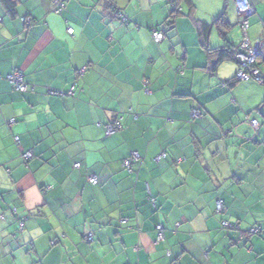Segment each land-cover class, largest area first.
Returning a JSON list of instances; mask_svg holds the SVG:
<instances>
[{"label":"crops","instance_id":"0c3cea01","mask_svg":"<svg viewBox=\"0 0 264 264\" xmlns=\"http://www.w3.org/2000/svg\"><path fill=\"white\" fill-rule=\"evenodd\" d=\"M12 1L14 16L0 0V264H264V84L236 81L196 28L211 53L262 41L264 0L246 33L231 2L202 18L199 0H178L172 20L169 0H63L60 14L55 0ZM257 67L264 77V55ZM16 71L26 93L6 81Z\"/></svg>","mask_w":264,"mask_h":264},{"label":"built area","instance_id":"2783aa9c","mask_svg":"<svg viewBox=\"0 0 264 264\" xmlns=\"http://www.w3.org/2000/svg\"><path fill=\"white\" fill-rule=\"evenodd\" d=\"M171 5V16L172 18L175 15H178L181 12V9L177 6V0H169L168 2ZM236 12L238 15L242 16V20L239 23V26L243 33H246L249 22L248 17L253 14L255 8L254 3L252 0H234ZM55 7V14H59L64 9L63 0H55L54 1ZM23 23L25 25H29L31 20L29 18H24ZM68 34H72V29H67ZM151 38L155 44H159L164 39V36L161 32L157 30H152ZM264 55V40L255 42L251 44L247 39H243V41L232 49V58L238 65V70L235 74V79L240 82H249V81H257L262 82V74L257 67L259 56ZM6 81L12 86L13 90L18 93H26L27 92V85L24 82L23 75L16 71L9 76L6 77ZM74 91V87H72L68 93V95H72ZM144 92L150 93L149 88L145 87ZM199 117V111L193 110L191 112V118L195 119ZM253 128H257L256 121L250 122ZM121 130V123L119 120L115 119L111 124L105 126V136H111L112 134ZM15 142H18V138L14 139ZM23 160L26 162L32 158L31 153H25L22 156ZM166 158V154L162 153L161 155L157 156L154 159V162L158 163L159 161ZM140 159L139 155L136 152H132L129 156L123 161L122 166L128 172H131V166L133 163L137 162ZM74 168L78 169L79 165H75ZM89 182L92 185L97 184V179L95 177H91ZM150 204L154 206L155 201L153 199L149 200ZM225 211L223 202L217 201L215 204V213L218 215L223 214ZM15 214V211H14ZM221 227L224 229H232L233 226L228 224L227 222L222 221ZM19 228L22 230L23 224L22 222L19 223ZM157 232V242L162 241L163 238V228L161 226H156ZM261 227H255L254 229L250 230V234H258L261 231ZM86 241L90 242L91 237H86ZM167 255L169 256L170 253L168 252Z\"/></svg>","mask_w":264,"mask_h":264},{"label":"trees","instance_id":"16d2710c","mask_svg":"<svg viewBox=\"0 0 264 264\" xmlns=\"http://www.w3.org/2000/svg\"><path fill=\"white\" fill-rule=\"evenodd\" d=\"M178 1V0H177ZM2 2L4 3V6H5V8H6V10H7V12H8V14L10 15V16H14V6H15V4H14V2L12 1V0H2ZM181 2H185L186 4H188V5H191V0H179L178 1V3H181ZM64 4V3H63ZM179 5V4H178ZM64 8H65V5H64ZM54 10H55V7H54ZM64 10V9H63ZM62 10V11H63ZM172 12V11H171ZM54 13H55V11H54ZM181 13V12H180ZM180 13L178 14V15H175L173 18H171L172 20L174 19V18H176L177 16H179L180 15ZM60 14V13H59ZM170 17H172L171 15H170ZM218 22V24H220V26H221V28H222V30H226L227 29V27H228V24L226 23V21L223 19V17L221 16V17H219L217 20H216V23ZM171 27V24L170 25H168V28H170ZM196 28H197V30H198V35H199V37L200 38H202V46L204 47V48H206V51H207V53L208 54H215L216 55V59H217V62H220V61H223V59H231V60H233V58H232V49H233V47L232 48H229L228 46H226L225 48H223V49H220V50H218V51H214L213 53H211V51L207 48V43H206V41H205V36H206V33H207V25H205V24H196ZM222 33V32H221ZM222 35H224V32L221 34V36ZM234 61V60H233ZM235 62V61H234ZM236 80V79H235ZM237 81V80H236ZM262 84H264V77H262ZM124 161V160H123ZM123 163V162H122ZM124 168V167H123ZM124 170H126V169H124ZM127 171V170H126ZM128 172V171H127ZM91 184V183H90ZM92 185V184H91ZM97 185V184H96ZM94 186V185H93ZM170 256V255H169Z\"/></svg>","mask_w":264,"mask_h":264},{"label":"rangeland","instance_id":"374dc122","mask_svg":"<svg viewBox=\"0 0 264 264\" xmlns=\"http://www.w3.org/2000/svg\"><path fill=\"white\" fill-rule=\"evenodd\" d=\"M225 2H231L234 4V0H199L198 1V15L199 17L204 18L206 15H210V13H212V11L214 10V8H216L218 5H220L219 7L224 8L226 3ZM221 8V9H222ZM210 25V23H209ZM216 36L214 35L212 38V44L211 46L214 47V41Z\"/></svg>","mask_w":264,"mask_h":264}]
</instances>
